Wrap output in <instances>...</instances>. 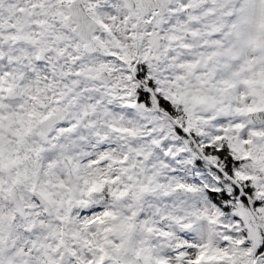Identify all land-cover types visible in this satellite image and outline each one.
I'll return each instance as SVG.
<instances>
[{"label": "snow or ice", "instance_id": "6c2138e0", "mask_svg": "<svg viewBox=\"0 0 264 264\" xmlns=\"http://www.w3.org/2000/svg\"><path fill=\"white\" fill-rule=\"evenodd\" d=\"M0 264H264V0H0Z\"/></svg>", "mask_w": 264, "mask_h": 264}]
</instances>
